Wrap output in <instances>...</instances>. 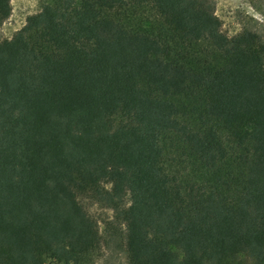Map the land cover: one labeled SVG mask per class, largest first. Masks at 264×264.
Masks as SVG:
<instances>
[{"label": "trees", "instance_id": "1", "mask_svg": "<svg viewBox=\"0 0 264 264\" xmlns=\"http://www.w3.org/2000/svg\"><path fill=\"white\" fill-rule=\"evenodd\" d=\"M12 0H0V27ZM214 0H49L0 41V264H264V37Z\"/></svg>", "mask_w": 264, "mask_h": 264}, {"label": "rangeland", "instance_id": "2", "mask_svg": "<svg viewBox=\"0 0 264 264\" xmlns=\"http://www.w3.org/2000/svg\"><path fill=\"white\" fill-rule=\"evenodd\" d=\"M49 0H12L11 16L0 27V41L12 38L27 21ZM216 13L221 18L223 31L234 36L244 29L257 31L264 37V0H214ZM90 213L99 221L103 241L95 264H130L120 239H109L106 220L112 211L98 204H89Z\"/></svg>", "mask_w": 264, "mask_h": 264}, {"label": "flooded vegetation", "instance_id": "3", "mask_svg": "<svg viewBox=\"0 0 264 264\" xmlns=\"http://www.w3.org/2000/svg\"><path fill=\"white\" fill-rule=\"evenodd\" d=\"M51 264H54V263H51Z\"/></svg>", "mask_w": 264, "mask_h": 264}]
</instances>
